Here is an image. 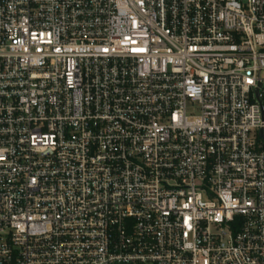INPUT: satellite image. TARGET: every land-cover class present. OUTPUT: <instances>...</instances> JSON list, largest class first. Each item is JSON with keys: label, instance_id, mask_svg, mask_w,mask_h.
I'll use <instances>...</instances> for the list:
<instances>
[{"label": "built area", "instance_id": "built-area-1", "mask_svg": "<svg viewBox=\"0 0 264 264\" xmlns=\"http://www.w3.org/2000/svg\"><path fill=\"white\" fill-rule=\"evenodd\" d=\"M263 108L264 0H0V264H264Z\"/></svg>", "mask_w": 264, "mask_h": 264}, {"label": "rangeland", "instance_id": "rangeland-1", "mask_svg": "<svg viewBox=\"0 0 264 264\" xmlns=\"http://www.w3.org/2000/svg\"><path fill=\"white\" fill-rule=\"evenodd\" d=\"M216 231V229L214 228V232Z\"/></svg>", "mask_w": 264, "mask_h": 264}, {"label": "water", "instance_id": "water-1", "mask_svg": "<svg viewBox=\"0 0 264 264\" xmlns=\"http://www.w3.org/2000/svg\"><path fill=\"white\" fill-rule=\"evenodd\" d=\"M263 111H264V108H263Z\"/></svg>", "mask_w": 264, "mask_h": 264}]
</instances>
